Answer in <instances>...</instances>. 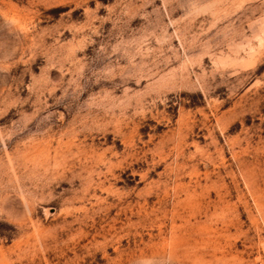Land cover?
<instances>
[{
	"label": "rangeland",
	"instance_id": "374dc122",
	"mask_svg": "<svg viewBox=\"0 0 264 264\" xmlns=\"http://www.w3.org/2000/svg\"><path fill=\"white\" fill-rule=\"evenodd\" d=\"M0 264H264V0H0Z\"/></svg>",
	"mask_w": 264,
	"mask_h": 264
}]
</instances>
